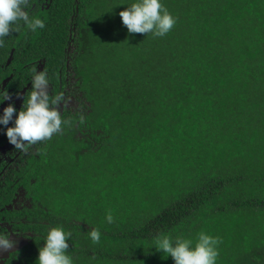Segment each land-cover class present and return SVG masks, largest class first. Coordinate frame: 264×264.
<instances>
[{
    "label": "trees",
    "instance_id": "trees-1",
    "mask_svg": "<svg viewBox=\"0 0 264 264\" xmlns=\"http://www.w3.org/2000/svg\"><path fill=\"white\" fill-rule=\"evenodd\" d=\"M129 2L31 0L46 27L5 38L10 95L25 101L36 67L53 95L73 79L78 106L5 172L0 222H33L29 264L56 226L75 264H174L153 239L201 231L220 239L217 264H264V0H162L176 24L157 38L128 33ZM18 187L29 206L5 210Z\"/></svg>",
    "mask_w": 264,
    "mask_h": 264
},
{
    "label": "clouds",
    "instance_id": "clouds-1",
    "mask_svg": "<svg viewBox=\"0 0 264 264\" xmlns=\"http://www.w3.org/2000/svg\"><path fill=\"white\" fill-rule=\"evenodd\" d=\"M31 7V0H0V47L4 46L6 37L10 38L21 28L36 33L46 27L45 20L28 11ZM119 16L129 34H150L153 38L164 37L176 24V18L164 7L162 0H130ZM30 82L32 90L27 93L22 109L17 112L14 104H9L0 114V126L5 129L8 142L21 153H27L38 142L50 140L67 123L58 110L64 102L63 94L50 96L48 93L47 71L38 72L33 67ZM11 98L7 89L0 90V105ZM10 122L12 127H8ZM105 219L109 224L115 220L110 212ZM87 237L92 244H99L101 232L92 227ZM71 238L72 232L64 226L49 228L44 246L38 250L36 264H75L69 252ZM219 244L218 237L204 231L197 234L195 241L161 233L153 239L151 249L171 257L174 264H217ZM14 246L8 231L0 228V252H7Z\"/></svg>",
    "mask_w": 264,
    "mask_h": 264
},
{
    "label": "flooded vegetation",
    "instance_id": "flooded-vegetation-1",
    "mask_svg": "<svg viewBox=\"0 0 264 264\" xmlns=\"http://www.w3.org/2000/svg\"><path fill=\"white\" fill-rule=\"evenodd\" d=\"M8 81H10V78L1 83L0 90L6 89ZM25 91L26 90H22L18 94L11 95V100L5 102H8V104H14L15 108L17 109V112H19L22 109L20 105L24 104L23 98L26 93ZM63 103H65V100ZM63 108L64 107H62V110H60L61 114H63ZM8 146H11L9 142L5 146H0V154L1 152L6 151V147ZM9 153L10 155L8 160H5L4 162L1 161L0 163V194H2L4 187L8 186L7 182L2 179V177H4L5 172L9 168H11L14 162L21 164V159L24 157V153L16 151L14 147L13 149L11 148V152ZM26 193L27 192L23 187H18L17 192L13 194L14 197L11 203L5 205V210L19 211L25 206H29ZM30 223L33 222H27L25 220H22V222H20V220L0 222V228L4 229L5 231H8L10 238L15 242V246L12 249L7 252H0V264H29V255H25L24 252L26 248L32 245L33 239L36 236H39V234L33 231L32 227L30 229L26 228V226H28ZM14 225H19V227L14 228Z\"/></svg>",
    "mask_w": 264,
    "mask_h": 264
},
{
    "label": "rangeland",
    "instance_id": "rangeland-1",
    "mask_svg": "<svg viewBox=\"0 0 264 264\" xmlns=\"http://www.w3.org/2000/svg\"><path fill=\"white\" fill-rule=\"evenodd\" d=\"M73 79L70 80L69 84L66 86V89H65V97H64V100H65V103H62L60 106H59V111L62 110V107H68V108H75L78 106V102L77 100H75L74 96H73V93L76 89H78V86L75 85L73 82H72ZM48 93L50 96H52L54 94V91L52 89V87L49 85L48 87ZM9 104L8 102H5L2 106H0V114L3 113V109L5 107H7ZM20 107H23V105H20ZM15 119V117H14ZM10 125H11V122H10ZM13 145L11 146H8L6 147V151H3L1 152L0 154V163L1 161H5V160H8L9 158V155L11 152V148L13 149ZM35 148L34 146H32V149Z\"/></svg>",
    "mask_w": 264,
    "mask_h": 264
}]
</instances>
